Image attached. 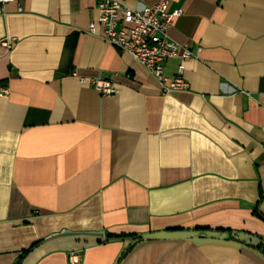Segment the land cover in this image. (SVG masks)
Instances as JSON below:
<instances>
[{"label":"crops","instance_id":"obj_1","mask_svg":"<svg viewBox=\"0 0 264 264\" xmlns=\"http://www.w3.org/2000/svg\"><path fill=\"white\" fill-rule=\"evenodd\" d=\"M98 2L0 16L16 38L0 44V264H264V0H170L169 37L194 56L166 94L102 39ZM173 229L225 235L134 239Z\"/></svg>","mask_w":264,"mask_h":264},{"label":"built area","instance_id":"obj_2","mask_svg":"<svg viewBox=\"0 0 264 264\" xmlns=\"http://www.w3.org/2000/svg\"><path fill=\"white\" fill-rule=\"evenodd\" d=\"M17 0H0V16L5 14V5ZM170 0H158L141 9H133L120 0H99L97 5V23L102 26V39L115 45L129 54L132 60L142 64L157 80L162 93L183 91L189 88V83L183 77L184 62L194 56V52L173 41L168 34L173 20L180 11L169 9ZM18 11H22L18 6ZM96 23L89 24L88 30L95 33ZM15 37L0 40V44L10 48ZM200 49H197L199 51ZM169 58L180 60L176 75L173 78L163 73L164 62ZM91 85L101 95H114L118 89L107 79L90 78ZM8 94V89L2 88L0 95ZM69 264H82L79 253L68 255Z\"/></svg>","mask_w":264,"mask_h":264},{"label":"water","instance_id":"obj_3","mask_svg":"<svg viewBox=\"0 0 264 264\" xmlns=\"http://www.w3.org/2000/svg\"><path fill=\"white\" fill-rule=\"evenodd\" d=\"M198 235L223 237L225 234L217 231H198V230L190 231V230H182V229H173V230H163L152 233H145L141 235V238L145 240L182 239V238H190Z\"/></svg>","mask_w":264,"mask_h":264},{"label":"trees","instance_id":"obj_4","mask_svg":"<svg viewBox=\"0 0 264 264\" xmlns=\"http://www.w3.org/2000/svg\"><path fill=\"white\" fill-rule=\"evenodd\" d=\"M195 230H197V229H195ZM195 230H193V231H195ZM202 230H204V229H202ZM120 236H123V235H120ZM134 236V235H133ZM134 239L135 240H139V239H141V235H135L134 236ZM33 247V245H31L28 249H26V250H24L23 251V253H22V255H21V257L24 255V254H26L31 248ZM257 247L264 253V244L263 243H259L258 245H257Z\"/></svg>","mask_w":264,"mask_h":264}]
</instances>
